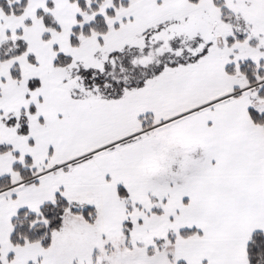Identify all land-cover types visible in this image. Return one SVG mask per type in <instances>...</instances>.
Listing matches in <instances>:
<instances>
[{"label":"snow or ice","instance_id":"6c2138e0","mask_svg":"<svg viewBox=\"0 0 264 264\" xmlns=\"http://www.w3.org/2000/svg\"><path fill=\"white\" fill-rule=\"evenodd\" d=\"M0 264H264V0H0Z\"/></svg>","mask_w":264,"mask_h":264}]
</instances>
